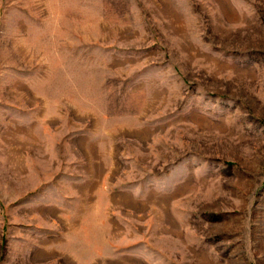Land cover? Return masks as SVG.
Returning <instances> with one entry per match:
<instances>
[{"label":"rangeland","instance_id":"rangeland-1","mask_svg":"<svg viewBox=\"0 0 264 264\" xmlns=\"http://www.w3.org/2000/svg\"><path fill=\"white\" fill-rule=\"evenodd\" d=\"M0 264H264V0H0Z\"/></svg>","mask_w":264,"mask_h":264}]
</instances>
